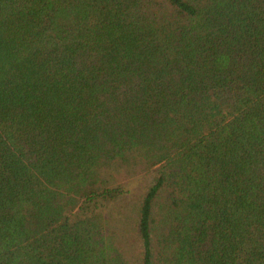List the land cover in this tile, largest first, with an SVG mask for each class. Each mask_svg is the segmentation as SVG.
<instances>
[{"label":"trees","instance_id":"obj_1","mask_svg":"<svg viewBox=\"0 0 264 264\" xmlns=\"http://www.w3.org/2000/svg\"><path fill=\"white\" fill-rule=\"evenodd\" d=\"M115 167L132 264H264V0H0V264H129Z\"/></svg>","mask_w":264,"mask_h":264},{"label":"rangeland","instance_id":"obj_2","mask_svg":"<svg viewBox=\"0 0 264 264\" xmlns=\"http://www.w3.org/2000/svg\"><path fill=\"white\" fill-rule=\"evenodd\" d=\"M119 171L120 170L115 167L113 169H108L107 172L104 171V175L111 180L113 185L131 187L133 191L123 197H120L119 199L107 202L105 209L111 224V229H114L113 235L115 236V240L119 241L123 235L121 243L128 249V261L129 264H132L136 256L138 245L135 243L124 244L126 242L124 236L131 230L140 195L143 193L147 181H149L150 174L152 173L150 171L147 173L145 170L139 169L137 172H133L132 174L131 171L127 170L128 175H122L118 173ZM116 173H118L119 176H115L113 178ZM136 181H138V183L134 185V182Z\"/></svg>","mask_w":264,"mask_h":264}]
</instances>
